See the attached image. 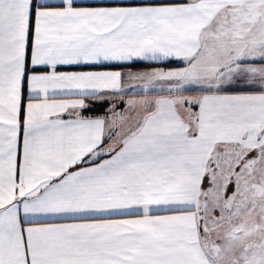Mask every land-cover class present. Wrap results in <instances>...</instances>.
<instances>
[{
	"label": "snow or ice",
	"instance_id": "snow-or-ice-1",
	"mask_svg": "<svg viewBox=\"0 0 264 264\" xmlns=\"http://www.w3.org/2000/svg\"><path fill=\"white\" fill-rule=\"evenodd\" d=\"M0 264H264V0H0Z\"/></svg>",
	"mask_w": 264,
	"mask_h": 264
}]
</instances>
